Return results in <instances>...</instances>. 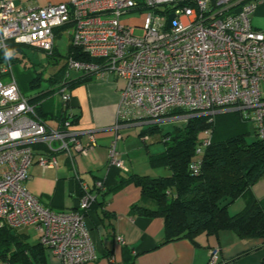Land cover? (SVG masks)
Wrapping results in <instances>:
<instances>
[{
  "label": "built area",
  "instance_id": "1",
  "mask_svg": "<svg viewBox=\"0 0 264 264\" xmlns=\"http://www.w3.org/2000/svg\"><path fill=\"white\" fill-rule=\"evenodd\" d=\"M243 1L67 0L17 9L12 0H0V226L31 228L59 264L98 260L86 222L95 196L86 184H80L76 210L68 213L43 207L25 188L35 159L33 145L64 153L73 166L75 154L86 157L96 145L93 131L73 128L65 88L57 92L65 120L56 129L35 114L29 97L15 83L6 56L10 44L51 56L63 31L70 46L96 61L68 58V70L123 82L108 146V166L122 172L127 169L117 152L120 124H145L177 110L185 114L174 117L184 122L194 116L240 112L264 135V32L251 25L255 5ZM133 13L141 14L140 24L123 19ZM202 138L209 143L207 132ZM36 163L42 169L57 166L50 155H39ZM94 187L103 189V184L98 181ZM208 264H218L216 250L209 252Z\"/></svg>",
  "mask_w": 264,
  "mask_h": 264
},
{
  "label": "crops",
  "instance_id": "2",
  "mask_svg": "<svg viewBox=\"0 0 264 264\" xmlns=\"http://www.w3.org/2000/svg\"><path fill=\"white\" fill-rule=\"evenodd\" d=\"M12 1L17 9H29L61 4L67 0ZM249 3L255 5L251 15L252 27L264 32V0H251ZM9 51L13 53L9 57L14 77L15 72L19 74L17 68L21 66L18 63L23 61L19 54L23 50L12 46ZM81 75L76 73L73 78H70V74L64 75L62 80L66 83L62 84L66 85L65 92L70 97L68 110L74 117L73 128L93 131L96 145L86 157L75 154L73 166L64 153H49L44 146L33 145L35 159L28 170L25 188L43 207L64 213L76 210L81 197V183L90 188L95 196V204L86 213V222L98 260L87 264H208L211 250H216L218 264H264V239L239 237L231 230H222L210 236L201 234L195 238L194 243L187 239L165 242L162 218L129 214L130 208L140 199V190L132 183L122 184L105 197L96 195L94 184L98 181L106 189H112L131 175L158 177L167 176L169 172H162L149 165L148 157L154 154L147 146L149 139L145 141L139 136L140 124L135 123L120 124L118 128L121 140L117 143V152L127 170L119 172L108 166V146L114 137L112 128L123 82L109 76L106 79L93 78L81 85H68ZM14 80L21 93L15 77ZM40 93L43 92L37 95ZM261 94L264 97V84L261 86ZM52 101L54 111L61 105L60 96L55 94ZM41 120L45 123L56 122L51 118ZM80 141L83 145L87 143L85 137H81ZM39 155L54 157L57 166L42 169L36 163ZM252 194L264 206V180L253 186ZM233 207L236 208L231 213L229 209ZM242 207L243 202L237 201L228 208V212L235 214ZM48 263L59 264L49 256Z\"/></svg>",
  "mask_w": 264,
  "mask_h": 264
},
{
  "label": "trees",
  "instance_id": "3",
  "mask_svg": "<svg viewBox=\"0 0 264 264\" xmlns=\"http://www.w3.org/2000/svg\"><path fill=\"white\" fill-rule=\"evenodd\" d=\"M12 46L10 44L9 48ZM47 57L56 61L62 56L54 49ZM68 58L81 63H96L70 45L64 59ZM24 73L19 74L22 76ZM62 79L61 75L50 77L48 82L51 87L29 98L40 119L51 118L58 123L65 120L61 105L54 111L52 108L53 96L66 86L62 84L66 83ZM92 79L91 75L82 74L68 85H81ZM39 81L40 76L33 77L29 88H36ZM184 114L177 110L165 119ZM205 132L209 134L208 144L203 142ZM251 134L254 140L247 142ZM139 136L148 137L147 132L142 131ZM163 143V152L150 154L148 161L152 168H163L169 175H131L112 189L103 185V189L95 190L96 195L105 197L122 184L132 183L139 188L140 199L130 208L129 214L162 218L165 242L187 239L194 243L201 234L216 235L222 230H231L239 237L264 239V206L252 194L253 186L264 180V135L261 136L251 121L244 119L240 112L219 113L212 117L194 116L177 128L173 135L164 137ZM102 191L105 192L102 194ZM239 200L243 202V207L235 214H229L228 208ZM94 204L95 201L91 207ZM0 264L49 263L47 251L38 238L36 242H30L23 229L2 225Z\"/></svg>",
  "mask_w": 264,
  "mask_h": 264
},
{
  "label": "rangeland",
  "instance_id": "4",
  "mask_svg": "<svg viewBox=\"0 0 264 264\" xmlns=\"http://www.w3.org/2000/svg\"><path fill=\"white\" fill-rule=\"evenodd\" d=\"M141 14L139 13H133L129 16H126L125 20H136L132 22L131 24H140ZM139 19V20H138ZM136 35H141L140 30H135ZM70 43V37L69 35L65 34L63 31H61L55 40V49H57V52L63 57L58 58L56 61H51L45 55L43 52L39 50H35L28 47H21L23 52L22 54H19L20 57L23 58V61L19 62L18 65H20V68L18 69L19 73L24 74H18L17 72L14 73V77L18 83V86L21 90V93L25 97H30L35 93L38 92H45L47 91L51 86L48 82L49 78L52 76L61 75L62 78L64 75H67V72L70 74V78L76 76V72L70 71L66 67V60L64 59L67 48L69 47ZM67 45V46H66ZM40 76V81L38 83V86L34 89L29 88V82L31 79L35 76ZM114 78V77H112ZM48 127L51 129L57 128V122H48L46 123ZM184 125L183 119L176 118V117H170L166 119H160V120H154L149 121L145 124H140V127H138V130H141L142 132H147L149 142L147 144L148 148L152 149L153 154H157L160 152H163L165 149V145L163 143V138L166 136H171L175 132L177 128H180ZM251 128V126H250ZM140 132V131H139ZM247 142H251L254 140L253 135H249L247 137ZM157 170H161L162 172H166L163 168H154ZM241 203V200L238 201ZM237 206V205H236ZM236 207L230 208L229 211L231 213H234L233 210H235ZM23 232H26L29 235L30 242H36L38 235L37 232L32 230L31 228L26 230L23 229Z\"/></svg>",
  "mask_w": 264,
  "mask_h": 264
},
{
  "label": "clouds",
  "instance_id": "5",
  "mask_svg": "<svg viewBox=\"0 0 264 264\" xmlns=\"http://www.w3.org/2000/svg\"><path fill=\"white\" fill-rule=\"evenodd\" d=\"M13 53H12V51H7L6 52V56H11Z\"/></svg>",
  "mask_w": 264,
  "mask_h": 264
},
{
  "label": "water",
  "instance_id": "6",
  "mask_svg": "<svg viewBox=\"0 0 264 264\" xmlns=\"http://www.w3.org/2000/svg\"><path fill=\"white\" fill-rule=\"evenodd\" d=\"M173 19V16H170L169 21H171ZM170 25V23L168 24V26Z\"/></svg>",
  "mask_w": 264,
  "mask_h": 264
}]
</instances>
